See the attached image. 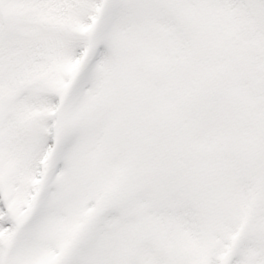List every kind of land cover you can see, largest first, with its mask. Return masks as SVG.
Masks as SVG:
<instances>
[{"label":"snow or ice","instance_id":"1","mask_svg":"<svg viewBox=\"0 0 264 264\" xmlns=\"http://www.w3.org/2000/svg\"><path fill=\"white\" fill-rule=\"evenodd\" d=\"M0 264H264V0H0Z\"/></svg>","mask_w":264,"mask_h":264}]
</instances>
